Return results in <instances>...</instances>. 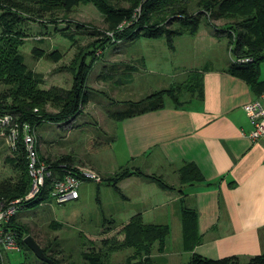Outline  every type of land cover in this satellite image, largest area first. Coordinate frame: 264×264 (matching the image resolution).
<instances>
[{"label": "rangeland", "instance_id": "1", "mask_svg": "<svg viewBox=\"0 0 264 264\" xmlns=\"http://www.w3.org/2000/svg\"><path fill=\"white\" fill-rule=\"evenodd\" d=\"M168 13L161 12V15L165 17ZM53 19L57 21L58 29L66 27L74 41L53 31L54 24L47 23V20ZM41 20L42 23L34 21L26 24V37L18 50L24 57L26 67L41 76V89L58 87L67 90L72 83L70 65L74 62L73 59L96 39L89 31H76L75 25L104 31L109 22L91 4L78 5L67 16L58 13L52 18L50 14H44ZM223 23V20L216 22L219 26ZM44 25L47 26L46 29ZM176 27L177 24L173 25V28ZM205 29L206 21L203 20L198 38L187 35L177 37L172 49L168 48L164 38H138L132 42L109 45L103 51H98L97 60L88 74V101L81 107V114L67 123L39 124L35 131L38 156L44 158V161L47 158L55 161L70 157L72 166L79 173L95 175L99 178L98 182L118 171L124 166L121 165L123 160H113V153L117 150L115 137L119 121L111 119L109 113L125 111L132 103L146 100L152 93L180 84L189 76L194 77L195 72L204 65L222 67L232 61L227 39L223 36L209 39L204 35ZM33 49H40L47 57L35 56ZM111 65H116V73L110 77L105 76ZM123 67H131L132 74H124L131 73V70ZM259 78L264 81V60L259 66ZM178 97L181 101H186L190 96L181 94ZM161 99L166 106L171 104L170 97L163 96ZM158 102L154 98L146 104ZM45 109L50 114L58 113L50 104H46ZM12 156L5 141H0V181H14L18 177V171L5 162V158L11 159ZM140 163L141 161L137 162ZM172 179L175 178L169 177V174L164 177L167 183L172 182ZM181 187L184 189L187 185ZM140 202L137 195L131 201L122 199L121 195L103 181L101 184L85 181L80 184L78 199L65 204L50 201L35 208L19 210L14 225L25 236L32 237L41 249L51 248L47 251V256L59 260L60 264H81V254L88 253L91 248L95 252H105L102 240L110 237L123 240L119 231L129 216L127 212L137 210V203ZM160 211L168 213L166 217L157 216H161L159 221L169 222L167 225L170 226V233L168 232L165 241L169 258V252H173L180 241L179 224H175L173 217L169 215V206L155 212L158 214ZM20 250L5 251L0 247L2 263L38 264V259L31 251L25 248ZM132 253L131 249L119 250L108 253L106 260L108 264H124L126 257ZM160 255L162 254L157 253L155 248L152 257L156 264H159ZM178 256V264H187L189 257L186 252H179Z\"/></svg>", "mask_w": 264, "mask_h": 264}, {"label": "trees", "instance_id": "2", "mask_svg": "<svg viewBox=\"0 0 264 264\" xmlns=\"http://www.w3.org/2000/svg\"><path fill=\"white\" fill-rule=\"evenodd\" d=\"M84 4L93 5L104 16L109 22L107 29L97 31L76 24V31H89L91 35L96 36V39L86 45L84 51L73 59L74 62L70 65L71 87L67 90L58 87L41 89L40 85L43 83L41 76L26 67L24 57L18 50L26 37V24L34 21L42 23L44 14H50L52 18H55L58 13L67 16L75 7ZM161 12L169 13L163 17ZM203 20L206 21V27L213 36L227 38L232 61L229 62L225 71L254 87H260V94L264 82L259 80V66L264 60V0H0V117L11 114L21 125H28L34 131L44 122L67 123L81 114V107L88 101L87 78L97 60L98 51H103L109 45L132 42L138 38H164L168 48L172 49L174 39L177 37L195 36ZM222 20L224 23L221 26L216 24ZM64 21L68 22L65 19ZM56 22L55 19L47 20V23L54 24V32H59L62 37L74 41L73 35L68 34L66 27L62 30L58 29ZM176 24L178 27L173 28ZM46 27L44 25V29ZM34 51L35 56L45 55V52H41L40 49H33ZM48 58L51 57L48 56ZM126 68L131 70V73L124 72L123 69ZM203 68L195 72L194 77L189 76L180 84L152 93L146 100L132 103L125 111L109 113V117L121 122L145 112L162 109L165 107L161 99L163 96L170 97L174 106H182L200 93V73L203 70H209V67ZM123 69L124 74H132L131 67H123ZM115 70L116 65H111V69L105 76L114 75ZM181 94H189L190 97L186 101H181L179 97L177 98V95ZM154 98L159 102L146 104ZM46 104L57 109L58 113H47ZM70 160V157L55 161L45 159L51 165L53 178H61L66 173H70L81 179V182L92 181L84 179L72 166ZM5 162L18 171V177L14 181H0V199L7 201L21 199L18 211L24 208H35L42 203L52 201L49 196L52 178H46L44 187L37 196L23 200L29 190L30 178L20 139L17 151L11 159L5 158ZM133 176L144 177L154 182L160 189L167 191L178 188L181 190V185L193 186L202 181L197 167L189 163L179 169L178 187L169 185L160 176L147 175L138 168L127 166L120 167L118 171L102 181L123 196L118 183ZM102 181L96 183L101 184ZM17 213L12 217L9 228L20 249L29 250L23 243L25 234L14 225ZM186 218L189 219V210L182 208L181 219L184 221ZM191 221L194 220L191 219ZM168 232L170 233V229L167 225L145 224L139 214L134 215L121 226L119 233L123 235L122 241L113 237L102 240L105 252H95L91 248L88 253L81 254L83 259L81 264H108L106 260L108 253L124 249H131L133 252L126 257L124 264H156L152 257L153 250L156 248L157 253L160 254L165 252ZM50 249L42 248L41 250L52 264H60L59 260L56 261L57 259L52 256H47V251L49 252ZM37 263L47 264L41 261ZM0 264H3L1 255ZM187 264H264V254L241 262L235 256L214 260L192 253Z\"/></svg>", "mask_w": 264, "mask_h": 264}, {"label": "crops", "instance_id": "3", "mask_svg": "<svg viewBox=\"0 0 264 264\" xmlns=\"http://www.w3.org/2000/svg\"><path fill=\"white\" fill-rule=\"evenodd\" d=\"M204 35L215 38L207 27ZM228 64L203 70L200 93L182 106L171 103L119 122L114 161L163 180L169 174L175 178L168 183L173 187L179 186L184 164L197 167L202 177L200 183L171 191L141 176L118 183L122 199L137 195L141 201L137 210L127 212L124 224L139 214L145 224L167 225L157 215L168 213L155 212L166 206L179 224L180 241L169 258L165 249L159 264L168 259L178 264L179 252L214 260L235 256L241 262L264 254V137L249 139L251 125L242 110L258 98L260 87L228 74ZM182 208L193 222L181 219Z\"/></svg>", "mask_w": 264, "mask_h": 264}, {"label": "built area", "instance_id": "4", "mask_svg": "<svg viewBox=\"0 0 264 264\" xmlns=\"http://www.w3.org/2000/svg\"><path fill=\"white\" fill-rule=\"evenodd\" d=\"M242 110L251 125L249 139L255 142L264 137V82L258 98L244 104ZM0 139L5 141L12 154L17 151L19 139L21 140L30 178L29 190L23 200L37 196L43 189L46 178H52L49 196L56 204H65L79 198L81 179L70 173H66L61 178L52 177L51 165L40 160L37 154V137L34 129L28 125H21L13 115L5 114L0 117ZM80 174L87 180L95 182L99 180L97 176L86 172ZM20 202L21 199L10 201L0 199V247L5 251H20V246L9 228Z\"/></svg>", "mask_w": 264, "mask_h": 264}, {"label": "water", "instance_id": "5", "mask_svg": "<svg viewBox=\"0 0 264 264\" xmlns=\"http://www.w3.org/2000/svg\"><path fill=\"white\" fill-rule=\"evenodd\" d=\"M25 246L33 253V255L41 262L52 264V261L48 259L42 252L41 248L30 236H26L23 239Z\"/></svg>", "mask_w": 264, "mask_h": 264}]
</instances>
